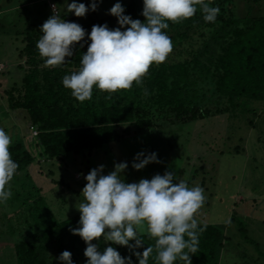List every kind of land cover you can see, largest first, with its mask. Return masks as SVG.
<instances>
[{"label": "trees", "instance_id": "trees-1", "mask_svg": "<svg viewBox=\"0 0 264 264\" xmlns=\"http://www.w3.org/2000/svg\"><path fill=\"white\" fill-rule=\"evenodd\" d=\"M43 1L48 3L49 0ZM261 1L264 0H205L211 7L220 9L215 22H205L199 5L192 18L179 23L168 22V29L162 31L171 38L173 51L164 63L150 67L142 84L134 83L130 90L111 94L94 86L92 98L82 103L63 86L62 78L81 67L82 55L90 44L88 34L92 27L107 24L110 30H114L121 27L117 18L98 16L97 11L91 10L92 2L85 4L89 8L86 17H77L72 12L65 16L56 13L66 22L80 24L86 36L73 46V56L66 57L65 63L47 67L36 48L45 20L31 18L29 13L24 20L20 14V28L17 26L12 32L4 31L8 36L22 34L25 45L21 55L26 56L27 68L23 85L6 89L0 95L3 97H0V110L6 108L0 123L7 119V111L17 113L27 128L34 124L37 134L27 135L25 131L24 136L29 138L12 140L9 150L13 161L18 164L12 181L16 182L22 173L31 179L38 173H34L36 167L40 168L39 174L49 177L55 171L53 164L64 167L69 163L68 158H74L76 162L78 156L90 157L94 150L112 140H118L131 131L138 133L162 128L164 121L180 124L217 114L237 113L243 115L245 125L256 127L255 119L264 109V7L256 15H239L237 8L240 3H245L248 9L251 5L254 10V5ZM117 2L124 7V15L145 22L143 0ZM3 100L7 103L4 104ZM60 177L59 184H63L64 175ZM70 185L66 183L58 193L64 202H67L65 190L71 189ZM13 190L18 196V190ZM35 191L31 192L33 200L19 212L24 219L15 221L18 225L28 223L30 232L27 235H16L17 226L12 220L19 218L16 212L14 216L5 214L12 220L13 232L7 240L0 238V251H10L8 256L13 263L4 264H57V257L65 250L72 253L73 264H87L84 256L87 244L69 230L80 227V213L71 209L62 215L49 205L50 200L44 196L43 189L38 187ZM201 218L195 216L198 244L197 251L190 253L192 264H220L229 237L227 229L235 221L246 240L249 238L245 221L236 212L230 223L225 225L205 223ZM5 224L7 227V222ZM138 238L144 244L134 250L103 238L93 243L101 252L112 246L122 257H130L132 264H139L133 253H142L150 246L154 248L155 240L146 232L139 231ZM134 243L130 241V244ZM155 257L154 250L148 264H156ZM261 257L263 263L257 264H264V252ZM174 264L185 262L177 259Z\"/></svg>", "mask_w": 264, "mask_h": 264}, {"label": "clouds", "instance_id": "clouds-1", "mask_svg": "<svg viewBox=\"0 0 264 264\" xmlns=\"http://www.w3.org/2000/svg\"><path fill=\"white\" fill-rule=\"evenodd\" d=\"M50 2L56 5L49 0V7ZM197 5L205 22H215L220 9L211 7L205 0H143L145 22L124 15L122 4L115 3L109 14L117 18L121 27L114 30L107 24L92 27L81 67L62 78L63 86L82 103L92 98L94 86L111 94L130 90L134 83L142 84L150 67L164 63L173 51L171 38L162 30L168 29V22L179 23L192 18ZM90 7L96 11L98 0H92ZM67 11L84 17L89 8L73 0L67 5ZM124 26L128 27L122 31ZM40 31L42 36L36 48L47 67L65 63L66 57L73 56V46L86 36L80 24L66 22L56 15L48 18ZM11 143V137L0 128V202H7L11 197L9 185L18 169L9 150ZM152 162H159L155 153L140 152L134 157L132 167L140 170ZM127 167L125 162L115 164L114 171L104 175V165H100L85 177L83 202L76 206L80 212V227L69 230L87 244L84 251L87 264H132L130 257H122L114 247L108 246L101 252L93 241L103 238L134 250L144 244L138 238V231L146 232L155 240L154 248L150 246L142 253H133L139 264H148L154 250L156 264H174L177 259L192 264L190 253L197 251L198 244L195 215L205 201L204 190L199 186L190 188L182 180L174 182L175 174L167 171L150 180L126 183L120 176ZM130 241L135 243L130 244ZM57 259L61 264H73L72 253L67 250Z\"/></svg>", "mask_w": 264, "mask_h": 264}, {"label": "rangeland", "instance_id": "rangeland-1", "mask_svg": "<svg viewBox=\"0 0 264 264\" xmlns=\"http://www.w3.org/2000/svg\"><path fill=\"white\" fill-rule=\"evenodd\" d=\"M53 1L60 16L71 13L67 11V5L73 0ZM76 2L88 4L92 0ZM115 3L117 0H98V16L110 15L109 10ZM47 4L43 0H0V67L4 65L0 71V95H3L6 89L22 86L27 68L26 56L21 55L25 45L22 34L13 33L8 36L4 30L12 32L17 26L20 28V14L24 16V20H27L26 14L29 13L31 18L46 21L55 15ZM261 7H264V1L255 4L254 10L251 5L248 9L245 3H240L237 11L239 15H256L263 10ZM3 102L6 104L7 100ZM5 112L6 108L0 110V119L4 118ZM7 114V119L0 123V128L5 130L11 140L18 137L29 138L24 136L25 131L27 135L33 131L23 125L18 114L8 111ZM255 121L256 127L245 125L243 115L237 113L217 114L180 124L164 121L162 123H165V126L162 128L138 133L131 131L118 140H112L94 150L90 157L78 156L76 162L74 158H68L69 163L64 167L53 164L52 169L55 171L49 177L39 174L38 167L34 173L38 171L39 175L33 174L31 179L22 173L16 182H10L11 197L7 202H0V238L7 240L11 236L12 220L15 222L24 219L19 212L25 208L26 203L33 200L31 192L35 193L38 187L43 189V194L50 200L48 203L53 210H58L62 215H66L71 209L80 213L76 206L83 202L81 193L87 183L85 177L90 170L104 165L103 174L107 175L114 171L115 164L125 162L128 167L121 173L120 178L126 183H138L141 179L150 180L156 174L164 175L167 171L175 174L174 182L182 180L190 188L201 187L205 201L195 216L202 217L205 223L225 225L235 212L240 215L248 228L249 238L246 240L239 231L237 221L228 229L224 226L229 237L225 242L220 264L263 263L264 109ZM24 123L27 124V121ZM140 152L155 153L159 162L149 163L140 170L134 169V157ZM60 175H64L63 184H59ZM66 183H71L72 188L65 190L67 202H64L58 197V193ZM13 189L18 190V196ZM15 212L19 217L17 219L11 220L5 216H14ZM15 224L17 236L22 237L30 232L28 223ZM9 252L0 251V264L13 263L8 256ZM5 255L6 257H3ZM57 264H61L58 259Z\"/></svg>", "mask_w": 264, "mask_h": 264}, {"label": "built area", "instance_id": "built-area-1", "mask_svg": "<svg viewBox=\"0 0 264 264\" xmlns=\"http://www.w3.org/2000/svg\"><path fill=\"white\" fill-rule=\"evenodd\" d=\"M54 6V7H53ZM50 7H51V9L55 12V13H57V7H56V5L54 4V3H52V2H50ZM0 65H1V63H0ZM4 66V65H3ZM3 66L2 67H0V70L3 68ZM30 130H32L33 131V135H36L37 134V129L35 128V126H33V125H31L30 126Z\"/></svg>", "mask_w": 264, "mask_h": 264}]
</instances>
